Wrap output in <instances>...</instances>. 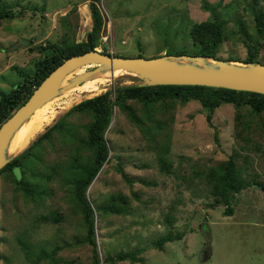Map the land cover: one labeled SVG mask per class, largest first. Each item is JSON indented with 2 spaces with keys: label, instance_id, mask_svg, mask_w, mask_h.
<instances>
[{
  "label": "rangeland",
  "instance_id": "374dc122",
  "mask_svg": "<svg viewBox=\"0 0 264 264\" xmlns=\"http://www.w3.org/2000/svg\"><path fill=\"white\" fill-rule=\"evenodd\" d=\"M96 8L102 20L100 36L108 35L105 43L99 40L108 48L103 54L148 59L183 49L192 56L196 49L189 28L215 20L224 34L216 60L243 63L255 43L257 59L264 62V39L254 32L252 15L264 12V0H98ZM0 13V97L32 73L40 56L34 48L83 41L91 27L88 0H0ZM96 50L102 53L101 47ZM92 68L70 73L61 86ZM118 74L99 72L46 102L33 118H45L38 133L8 157L58 123L47 139L31 148V168L21 164L26 178L36 177L32 182L39 196L33 202L14 190L9 174H0V264H92L70 181L78 175L75 166L88 162L83 144L93 117L69 110L111 86L136 84L116 78ZM124 105L111 109L103 135L109 158L85 191L97 210L93 238L98 264H133L107 259L133 252L143 264H264V114L254 117L242 108L236 121L235 109L223 104L213 111L210 127L195 101ZM230 156L248 186L232 196L227 215L224 205L213 204L205 174ZM109 205L121 213L100 210ZM168 233L181 238L161 250L154 248V241Z\"/></svg>",
  "mask_w": 264,
  "mask_h": 264
},
{
  "label": "trees",
  "instance_id": "16d2710c",
  "mask_svg": "<svg viewBox=\"0 0 264 264\" xmlns=\"http://www.w3.org/2000/svg\"><path fill=\"white\" fill-rule=\"evenodd\" d=\"M97 1L98 0H88L91 27L85 34L83 41L80 43L74 42L65 47H57L54 44L45 43L42 46L34 48L40 56L34 62L32 73L24 74L20 81L17 82L7 94L0 97V125L28 99L33 90L52 70L60 65L63 59L93 51L99 46L100 33L102 32V20L96 8ZM18 12L20 13L19 10ZM19 13L16 15H20ZM252 15L254 32L258 37L264 39V12H253ZM3 17L4 14L0 13V20ZM188 36L191 45L196 49L195 54L192 56L217 59V47L224 40L221 23L213 20L192 24L189 28ZM100 47L102 49V54L108 49L104 45H100ZM165 55L168 54L165 53ZM180 55L187 54L183 49L171 54V56ZM111 56L115 55L111 54ZM227 61L232 62L233 59L229 58ZM243 63L264 64V62L257 59V47L255 43H252V47L247 50V56L243 60ZM126 101H135L144 107H153L156 104L172 102L185 105L189 101H195L200 106L205 121L210 127H212L211 116L213 111L223 104H229L235 109L234 118L236 121H239L241 118L239 110L242 108H246L248 114L254 117H260L264 114V95L201 86L137 87L129 85L115 87L113 90L107 89L105 92L71 107L69 112H87L93 117L92 122L86 128V142L83 144L84 148L89 151L90 154L87 160L88 162L83 165L80 164L75 166L74 169H78L76 172L78 175L76 176L74 173L75 175H73V179L70 181L75 203L81 207L82 221L85 226V240L92 251V264H98L93 238L95 232L93 214L96 213L97 210L91 207L85 196V191L97 176L101 165L107 163L109 158V150L103 135L106 133L108 125L110 124L111 109L112 107H125L124 104ZM57 125L58 123L55 122L52 127L38 136L29 147L13 157L0 169V174H9V180L14 190L21 192L25 199L32 202L39 196L37 195V187H35L32 182L35 176L33 177V175H31L26 178L24 176V171H22L21 164L25 163L26 168H31V148L43 139H47L50 129H56ZM214 140H216V135H214ZM163 167L165 171H168V166ZM54 171L55 170H52L51 173ZM15 173H18L16 174L18 178L15 177ZM31 174H33V169H31ZM47 178L48 176L46 175L45 179ZM205 179L210 185V194L215 198L213 204L224 205L225 213L230 215L232 212L230 208L232 196L238 194L248 186L247 183L243 182L242 178H240L233 157H228L227 161L216 170H209L208 173L205 174ZM213 204H210V206H213ZM100 210L117 215L121 213V210L114 205L102 207ZM47 219L49 221H55L51 217ZM180 238L181 235H172L168 233L165 237L156 239L153 246L161 250L165 243ZM107 259L115 262L129 260V262L133 264H143L142 258L138 257V253L135 252L117 253Z\"/></svg>",
  "mask_w": 264,
  "mask_h": 264
},
{
  "label": "water",
  "instance_id": "95a60500",
  "mask_svg": "<svg viewBox=\"0 0 264 264\" xmlns=\"http://www.w3.org/2000/svg\"><path fill=\"white\" fill-rule=\"evenodd\" d=\"M82 32L81 37L85 33ZM80 42V40L77 41V43ZM180 60L185 63H178ZM204 60H210L213 64H207L203 62ZM196 63L204 67L198 68ZM240 64L242 67L234 66L232 62L187 55H162L148 59L122 58L98 53L95 50L63 59L60 65L40 82L28 99L0 125V169L10 161H8L9 156L5 154V149L11 135L34 110L69 88L84 83L99 72L108 70L113 73L119 70L123 73L116 78H129L136 82L131 85L137 87L201 86L264 95V64ZM83 67L93 68L74 75L61 86L66 76ZM114 88L115 86H111L108 89ZM82 101L84 100L80 102Z\"/></svg>",
  "mask_w": 264,
  "mask_h": 264
},
{
  "label": "bare ground",
  "instance_id": "6f19581e",
  "mask_svg": "<svg viewBox=\"0 0 264 264\" xmlns=\"http://www.w3.org/2000/svg\"><path fill=\"white\" fill-rule=\"evenodd\" d=\"M89 25V23H88ZM82 29H83V22H82V26H81V32H82ZM203 62L207 63V64H213V62H211L210 60H204ZM178 63H185V62H182L181 60L178 62ZM232 65L234 66H239V67H242V65L238 62H232ZM196 66L198 68H203L204 66L200 63H196ZM107 72H110L108 70H106ZM117 71V70H115ZM114 71V72H115ZM123 72L119 71V74H118V77L120 75H122ZM96 75V74H95ZM94 75V76H95ZM129 75V74H128ZM93 76V77H94ZM131 76V75H130ZM93 77H91L90 79H88L87 81L91 80ZM87 81H85L84 83H86ZM68 82V81H67ZM84 83L78 85V86H82ZM65 85V84H64ZM63 86V85H62ZM103 89V88H102ZM53 100V99H52ZM47 104V103H46ZM45 105V104H44ZM44 105H42L40 108L34 110V112L30 115V117L28 119H26L25 121L22 122V124L14 131V133L11 135L8 143H7V146H6V149H5V154L6 156H10L15 150L17 149H20L22 147H24L30 137L40 128L43 120H45V118L41 121H38V122H35L33 120V118L42 111V109H44ZM23 128H24V132H23Z\"/></svg>",
  "mask_w": 264,
  "mask_h": 264
},
{
  "label": "built area",
  "instance_id": "2783aa9c",
  "mask_svg": "<svg viewBox=\"0 0 264 264\" xmlns=\"http://www.w3.org/2000/svg\"><path fill=\"white\" fill-rule=\"evenodd\" d=\"M99 40H100V42H102V44L105 43L108 40V35L103 36V37L100 36ZM98 47H100V45ZM96 48L94 49L95 51H97ZM109 52H110V54L112 53L111 48L109 49Z\"/></svg>",
  "mask_w": 264,
  "mask_h": 264
}]
</instances>
